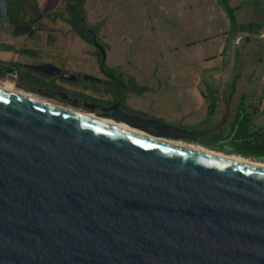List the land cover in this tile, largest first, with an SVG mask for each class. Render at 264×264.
Returning a JSON list of instances; mask_svg holds the SVG:
<instances>
[{
    "label": "water",
    "instance_id": "1",
    "mask_svg": "<svg viewBox=\"0 0 264 264\" xmlns=\"http://www.w3.org/2000/svg\"><path fill=\"white\" fill-rule=\"evenodd\" d=\"M159 118L96 113L196 142ZM95 42V38L93 37ZM101 69L105 71L106 54ZM0 264H264V169L198 153L0 91Z\"/></svg>",
    "mask_w": 264,
    "mask_h": 264
},
{
    "label": "rangeland",
    "instance_id": "2",
    "mask_svg": "<svg viewBox=\"0 0 264 264\" xmlns=\"http://www.w3.org/2000/svg\"><path fill=\"white\" fill-rule=\"evenodd\" d=\"M68 1L28 0L26 23L10 25L5 18L12 0H0L1 84L62 106L48 95V82L110 98L96 48L60 19L68 16ZM227 6L240 25L264 21V0H87L85 12L91 25H102L99 37L108 44L105 68L149 88L128 92L126 102L170 124L198 130L222 117L218 107L206 120L208 103L201 96L229 69L234 37ZM237 46L242 59L235 65L238 77L225 126L242 107L249 131L264 140V42L242 46L239 40Z\"/></svg>",
    "mask_w": 264,
    "mask_h": 264
},
{
    "label": "trees",
    "instance_id": "3",
    "mask_svg": "<svg viewBox=\"0 0 264 264\" xmlns=\"http://www.w3.org/2000/svg\"><path fill=\"white\" fill-rule=\"evenodd\" d=\"M87 0H69L67 3V11L68 16L65 17L63 14L60 15V19L69 24L72 29L86 42L91 45L97 43L103 50H105L108 46L107 43L102 41L99 37V31L102 28L101 24L91 25L87 21V15L85 12V4ZM28 2V0H12V4L8 7L6 13V21L11 25L14 24H24L26 23V13H24V5ZM228 13L231 18V28L229 30V34L231 37H235L239 32H251L257 35H262L264 32V21L258 22H250L245 25H240L237 23L234 15L232 14L233 8L227 6ZM264 16V14H263ZM32 21V20H31ZM30 22V21H29ZM93 37L95 38V42L93 41ZM253 40L257 43H262L264 40H257L251 37H244L240 39L242 42V46L248 45V43ZM5 50H18L15 49L11 45H4ZM97 55L100 58L102 57L101 50H96ZM226 52V51H225ZM230 52V48H229ZM241 51L240 47L237 46L236 52V66L240 65L241 63ZM231 54H228V58L226 60V64L230 62ZM12 63V62H11ZM12 64L19 66L17 62H13ZM236 67V68H237ZM235 68V72L231 74L232 80H228L225 87V94L224 98L228 104L231 103L232 98L234 96V90L236 88V78L238 77L237 69ZM106 69V72L111 74L112 76H117L115 74L114 69ZM123 83H126L129 86V91H135L137 93H142L147 91L148 88L146 86H140L136 83L134 78H130L128 82H125L122 76H117ZM49 87L53 88L57 85L55 82H48ZM107 88L112 93V96L115 99H119L122 96V88L121 86L116 83L114 80H110L107 84ZM207 88L209 89L208 95L205 96L206 100L208 101V115L210 118L216 115L218 107L220 110L221 101L218 93V85L215 87H210L207 84ZM247 118L242 109H239L235 114L232 122L229 126L223 127L218 132H215L211 135L199 138L195 143L200 144L204 147L209 149H215L217 151H224L226 153L231 154H238L242 156H246L248 158L257 159L264 161V140H258L257 133H253L249 131ZM217 123L212 124V126L216 125ZM228 130V131H227Z\"/></svg>",
    "mask_w": 264,
    "mask_h": 264
},
{
    "label": "bare ground",
    "instance_id": "4",
    "mask_svg": "<svg viewBox=\"0 0 264 264\" xmlns=\"http://www.w3.org/2000/svg\"><path fill=\"white\" fill-rule=\"evenodd\" d=\"M0 91L14 95V96H17V97L24 98V99H27V100H30L33 102H36V103H39V104L60 110V111H64V112L71 113L74 115H79V116L85 117L87 119H90V121H92V122L102 124L105 126H109V127L115 128V129H119V130H122L125 132H129L132 134H136V135H139L142 137H146L149 139H153L156 141H160L163 143H167L170 145H174L177 147H181L184 149L195 151L198 153L206 154L209 156L221 158L224 160H228V161H232V162L241 163V164H245V165L264 169V161H261V160L248 158L246 156H242V155H238V154H231V153H226L223 151H217L215 149L214 150L209 149L207 147H204V146H202L200 144H196V143H186L183 141L161 138L158 134H156L150 130H146L145 132H140L138 130H135V129H132V128L126 126L125 124H123L122 122H120L118 120L102 117L100 115H97L96 113H85V112H82L78 109L62 106V105L54 103L50 100L43 99L39 96L30 94L28 92H24V91L14 89L12 87L6 86V85L1 84V83H0Z\"/></svg>",
    "mask_w": 264,
    "mask_h": 264
},
{
    "label": "flooded vegetation",
    "instance_id": "5",
    "mask_svg": "<svg viewBox=\"0 0 264 264\" xmlns=\"http://www.w3.org/2000/svg\"><path fill=\"white\" fill-rule=\"evenodd\" d=\"M93 46L96 48V50H100L99 47L96 45V43ZM101 71L103 72L105 77L108 79V82L110 80H114L116 83H118L121 86V88L123 90L122 96H123L125 89L128 92H130L129 86H127L126 83H123L119 77L112 76L111 74L107 73L106 69H105V71H103L101 69ZM55 84H56V82H55ZM106 89H107L108 93L110 94V98L93 97L92 95H90L89 93H86L85 91H76V90H72V89L69 90L66 87H63L60 85H57L56 87H53V88L49 87L48 95L57 99L59 101V103H61L63 105H66V106L74 108V109H79L80 111L85 112V113L112 114V113H114V109H110V108H112L114 105H116L121 100L122 96L119 99H115L107 87H106ZM208 93L206 95H208ZM224 94H225V91H224ZM205 96L202 94L201 97L203 98L204 101H206L208 103ZM126 99H127V97H126ZM239 109H242V107H240ZM115 112L116 113L117 112H125V113L133 114V115H141V116L159 118L157 116L150 115V114L135 110L133 106L129 105L126 102V100L116 109ZM221 113H222V109H221ZM159 119H161V118H159ZM161 120H163V119H161ZM206 120H210V117L208 115V106H207V112H206ZM171 125H173V124H171ZM174 126H177V125H174ZM179 127H182V126H179Z\"/></svg>",
    "mask_w": 264,
    "mask_h": 264
},
{
    "label": "crops",
    "instance_id": "6",
    "mask_svg": "<svg viewBox=\"0 0 264 264\" xmlns=\"http://www.w3.org/2000/svg\"><path fill=\"white\" fill-rule=\"evenodd\" d=\"M149 89V88H148Z\"/></svg>",
    "mask_w": 264,
    "mask_h": 264
}]
</instances>
